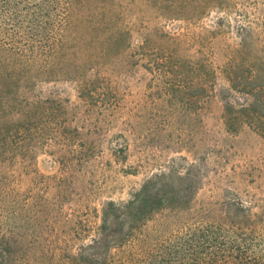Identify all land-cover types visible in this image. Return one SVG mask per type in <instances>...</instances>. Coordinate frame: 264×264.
Segmentation results:
<instances>
[{"label": "rangeland", "instance_id": "rangeland-1", "mask_svg": "<svg viewBox=\"0 0 264 264\" xmlns=\"http://www.w3.org/2000/svg\"><path fill=\"white\" fill-rule=\"evenodd\" d=\"M220 1H77L78 18L109 17L114 8L121 38L78 50L74 74L85 68L93 79L88 95L76 77L40 83L38 94L61 105L42 113L22 153L2 155L0 218L28 263L76 253L97 235L107 202L125 203L161 172L169 178L151 187L194 195L186 209L155 213L148 230L211 220V210L236 196L264 211V127L243 111L255 99L243 88L264 84V0ZM84 54L91 60L79 69ZM257 231L264 234V216Z\"/></svg>", "mask_w": 264, "mask_h": 264}, {"label": "trees", "instance_id": "trees-1", "mask_svg": "<svg viewBox=\"0 0 264 264\" xmlns=\"http://www.w3.org/2000/svg\"><path fill=\"white\" fill-rule=\"evenodd\" d=\"M77 1L0 0V195L3 167L8 163L2 155L22 153L28 137L37 136L42 113L61 105L54 94L39 95L38 85L74 79L79 49L120 41L121 30L113 25L119 16L114 8L109 17L99 11L78 18L73 12ZM210 3L221 5L222 1L204 0L202 4ZM80 27L83 32L77 34ZM100 32L103 36L97 38ZM89 60L90 55L84 54L77 67H85ZM204 68L206 75L212 73L207 64ZM260 69L254 70L255 78ZM84 70L76 77L82 96L89 94L93 82L85 78ZM243 91L255 97L243 107L248 122L264 127V84ZM175 176L183 178L179 173ZM164 178H169L165 172L154 175L125 203L107 202L97 235L76 253L63 252L52 264H264V234L257 231L264 211L252 212L237 196L224 198L219 209L210 211L214 216L211 220L184 222L176 232L167 234L165 223L156 225L149 230L159 235L152 237L148 220L165 208H188L194 195L191 190L151 187L153 180ZM4 218H0V264H31L21 253L19 241L5 236Z\"/></svg>", "mask_w": 264, "mask_h": 264}]
</instances>
